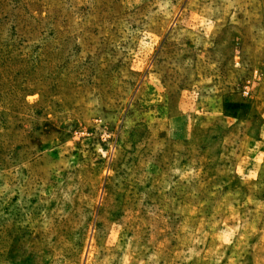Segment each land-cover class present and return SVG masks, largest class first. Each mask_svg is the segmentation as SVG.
<instances>
[{"label": "rangeland", "instance_id": "rangeland-1", "mask_svg": "<svg viewBox=\"0 0 264 264\" xmlns=\"http://www.w3.org/2000/svg\"><path fill=\"white\" fill-rule=\"evenodd\" d=\"M0 264H264V0H0Z\"/></svg>", "mask_w": 264, "mask_h": 264}, {"label": "built area", "instance_id": "built-area-1", "mask_svg": "<svg viewBox=\"0 0 264 264\" xmlns=\"http://www.w3.org/2000/svg\"><path fill=\"white\" fill-rule=\"evenodd\" d=\"M244 95H248V92L246 91V92L244 93Z\"/></svg>", "mask_w": 264, "mask_h": 264}]
</instances>
